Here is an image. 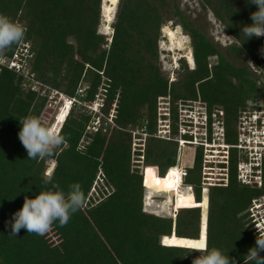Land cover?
Segmentation results:
<instances>
[{
  "label": "trees",
  "instance_id": "obj_1",
  "mask_svg": "<svg viewBox=\"0 0 264 264\" xmlns=\"http://www.w3.org/2000/svg\"><path fill=\"white\" fill-rule=\"evenodd\" d=\"M181 1L118 0L113 33L107 35L99 31L102 0H0V14L27 28L25 42L30 43L33 56L28 59L35 78L81 100L60 130L66 145L44 160L28 159L18 137L20 119L34 115L43 120L48 94L25 88V77L13 69L4 65L0 69V264H192L199 253L181 258L187 254L182 246L199 239L244 264L257 237L247 209L264 188L238 181L235 154L229 185L210 187L208 219L203 208L201 220L198 204L180 206L176 219L143 209L144 166L145 177H164L177 161V142L153 135L146 138L143 152L133 151V130L140 123L148 119L149 132L156 130L160 96L171 97L174 120L181 99L222 104L231 143L247 100L264 96V84L258 83L246 58L247 54L259 61L261 55L264 61L260 52L264 37L244 41L241 35L242 27L252 23L256 6L249 0H199L201 10L193 15L181 8ZM209 10L235 42L224 46L215 40ZM169 20L191 36L196 63L191 69L183 63L184 72L171 83L162 70L159 50L161 30ZM214 56L217 60L211 64ZM85 82L88 87L79 93ZM100 88L103 122L117 100L115 125L107 123L106 131L88 133L91 115L86 104L94 102ZM84 137L88 141L82 144ZM51 159L56 162L52 183L45 186ZM201 166L202 149L186 178L191 181L194 172L198 174L192 182L197 202L202 199ZM73 183L82 186L86 203L66 226L56 222L43 236L26 229L10 235L6 222L22 208L25 196L35 198L52 184L67 191ZM94 185L100 196L90 195Z\"/></svg>",
  "mask_w": 264,
  "mask_h": 264
},
{
  "label": "built area",
  "instance_id": "obj_2",
  "mask_svg": "<svg viewBox=\"0 0 264 264\" xmlns=\"http://www.w3.org/2000/svg\"><path fill=\"white\" fill-rule=\"evenodd\" d=\"M31 56L33 54L30 51L29 43L23 42L11 56L5 55L3 59H0V69L3 65L13 69L25 77L23 84L25 88L38 90L41 92V95L48 94L51 101L55 100L56 94L60 95L61 92L44 85L35 78V74L30 70L28 57ZM252 60L255 61V65L251 62L252 70L264 80V61L262 57L259 56V61L254 58ZM85 88L82 89L81 87L78 92L83 93ZM68 98L70 102H81L76 96ZM162 100L166 101V108L163 107L165 102ZM101 105L102 102L99 106L94 107V110L102 115L98 116L99 120L93 123L92 129L94 131H97L99 128L106 131L107 123H109L107 119H110V124L113 123L115 125L113 121L115 113L113 118L110 117V114L106 118V121L103 122L104 113L100 109ZM176 107L177 117L174 120L171 97L167 95L158 98L156 130L154 133L149 132L148 119H145L138 125L137 129L133 130L132 147L134 153L137 151L143 152L146 147V138L150 135L177 142V161L175 166L170 167V170L176 167L180 177V186L191 188L195 195L194 185L184 184V182L189 176L190 169L194 167L196 158L193 159L191 165H181L180 153L186 145H195L197 148L202 149V199L206 193L209 198L210 187H225L229 185L230 165L233 154H235L234 156L237 159L238 181L258 190L264 188V96H256L247 100L246 106L239 113L236 141L232 143L227 141L225 109L222 104L215 103L210 105L206 100L201 98L181 99L176 102ZM113 110H115L114 107ZM174 124L177 126L176 132L174 131ZM179 162L180 164H178ZM147 167L144 166L143 169L145 191V171ZM156 171L158 173V167H156ZM101 177L102 172L99 173L97 180H101ZM95 185L93 186V190L100 196ZM177 212L178 208L175 206L174 219ZM247 218L251 229L258 235L257 227L264 229V192L256 194L251 198L247 209Z\"/></svg>",
  "mask_w": 264,
  "mask_h": 264
},
{
  "label": "clouds",
  "instance_id": "obj_3",
  "mask_svg": "<svg viewBox=\"0 0 264 264\" xmlns=\"http://www.w3.org/2000/svg\"><path fill=\"white\" fill-rule=\"evenodd\" d=\"M249 3L254 4L257 10L251 13L250 18L252 23L242 27L241 35L246 38L244 41L250 40L253 37L260 38L264 36V0H249ZM26 33L27 28L23 24L14 21L7 15L0 14V59H3L14 47L21 45L25 41ZM260 52L264 55V47L260 49ZM61 101L64 104H61L59 107L64 108L66 101L70 100L68 97H62ZM77 103L79 102H70L62 125L72 107ZM103 103L102 101L101 110ZM60 113L61 111H59L56 118H58ZM56 122L57 120L53 123ZM20 124L21 129L18 137L28 153V159L44 160L46 157H51L55 149L67 143L66 137L60 131L62 125L60 128L54 127L46 124L40 117L34 115H28L20 119ZM44 176V185L51 184V171H46ZM144 199L145 185L143 202ZM85 203L86 197L79 183L70 184L67 191L61 189L58 184H52L51 187L42 188L35 198L25 196L22 208L13 213L11 220L6 222V227H10V235L13 236L18 235L21 229H26L29 234L43 236L51 230L53 224L56 222L61 227L66 226L72 215L82 209ZM143 208H145L144 203ZM171 217L173 218V216ZM257 232L255 246L248 250L244 258V264H264V255H262L264 253V229L257 227ZM182 247H184L187 254L181 258H186L192 252L199 253L198 256L193 258L192 264H237L234 258H230L222 250L215 247L209 248L205 239H199L194 244L183 245Z\"/></svg>",
  "mask_w": 264,
  "mask_h": 264
},
{
  "label": "rangeland",
  "instance_id": "obj_4",
  "mask_svg": "<svg viewBox=\"0 0 264 264\" xmlns=\"http://www.w3.org/2000/svg\"><path fill=\"white\" fill-rule=\"evenodd\" d=\"M102 1L103 2H102V6H101V23L99 25V31L102 32V33H105L107 35H111L113 33L112 23L114 21V17H115V13H116V10H117L118 3L115 6V11L113 13V20H112V22L110 24L108 23V28L106 29L105 28V17H104V7H103V5L105 3L111 4V1L110 0H102ZM181 8L184 9V10H187L188 13H192L193 15H195L198 11L201 10V6H200V3H199V0H182L181 1ZM208 19L211 22L210 32L214 36L215 40L219 41L224 46L229 45V44H231V43H233V42L236 41V39L233 36H231L230 34H228V32L226 31L224 25L220 21H218L216 19V17L213 15V13L210 10L208 12ZM167 28H170L174 32V36L172 38L168 35ZM227 36L232 37V38H229ZM175 37L176 38L178 37V38L176 39ZM173 39L174 40L181 39L182 42H183L184 48L190 47L191 50H192V55H193V49H192L193 46H192L191 36L189 34H187L184 31L183 27L180 24H178L176 21L169 20L162 27L161 36H160V40H159V50H160L161 67H162L163 72L169 78V82L170 83L173 82V81H175V80H177L178 77L184 72L183 63H186L188 65V68H190V69L191 68H194L195 65H196L195 62L193 64L189 63V61L187 60V58L183 56V55H185V53H184L185 50L184 51L183 50L182 51H178V52L175 51V49L172 46L173 41H174ZM25 43H29V42H25ZM29 45H30V43H29ZM169 48H172V50L170 51ZM175 52L177 53L178 59L174 57L175 56ZM259 56H261V55H259ZM193 58H194V56H193ZM246 58L248 60V63L250 65V67L252 66L251 62L253 63V65H255V63H254L255 61L252 60V58H253L252 56L246 54ZM216 60H217V57H215V56L212 57L211 58V64H213ZM258 83H263L264 84V80L262 79L261 76H258ZM87 86H88V83L87 82L83 83L82 89L85 88V87H87ZM60 92H61L60 95L59 94H56L57 96H56V99L55 100H52L51 101L50 97L48 96L46 106H45V108L43 110V113H42V118L45 121V123L46 124H49V125H52L54 127H56V124L57 123H53V122L58 119V118H56V116L59 113V111H61L62 116L64 118V116L66 115V113H67V111L69 109V104H68L69 101H66V104H68V106H65L64 108H60L59 107L61 104H64L61 101V98L62 97H65V98L66 97H71L70 95H68V94H66V93H64L62 91H60ZM103 93H104L103 92V88H100L99 93L95 96L94 102H91V103L89 102L88 104H86L85 111H86V113L88 115H91V120L89 121V123L87 125V128H86L87 131H88V133L92 132V130H93L92 129L93 123H95V121L99 120V117L102 116L101 113H98V112H96L94 110V107L99 106V104L102 102V100L104 98V94ZM162 101L165 102L164 105H163V107L166 108V101L165 100H162ZM116 103H117V100H116ZM115 104H113V107L114 108L116 107ZM157 106H158V103H157ZM113 107H112V110H111V116H110L111 118L114 117V113H115V110H113ZM157 110H158V108H157ZM62 120L60 121V123L58 125L59 127L57 126L58 128L61 127ZM107 120L110 123V119H107ZM113 121H115V120H113ZM111 125H114V124L111 123ZM90 126H91V128H90ZM231 137H233L232 142L233 141H236V134L235 133L234 134L232 133ZM87 141H88L87 140V137H84L82 139L81 143L82 144H85V143H87ZM198 150H200V148H197V146H195V145H186L182 149V151L180 153L181 165H183V164H187V165L189 164V165H191L193 159H195L196 156H197L196 154L198 153ZM55 163H56L55 160H53V159L49 160L48 161L47 171L50 170L51 173H52V171L54 169V166H55ZM178 164H180V162ZM194 179H196V180L199 179L197 172H194L191 181L189 179H186V181L184 182V184H190L191 183V184L194 185V183H192V182H194ZM92 192H93V194H91ZM90 195L95 196V197L98 196L94 192L93 189L91 190ZM166 199H167L166 194H163V195L156 194V196L153 197L154 205L152 206V209H157L156 208V204L157 205L164 204V202L166 201ZM172 199H173V196H172ZM143 209L145 210V208H143ZM174 211H175V206H174V209L169 210V213L168 212L167 213L164 212V213H161V214L159 213L157 215L171 217V216H173ZM202 212H203V207H201V218H202V214H203ZM51 233H53V231ZM55 237H56V235H54V238Z\"/></svg>",
  "mask_w": 264,
  "mask_h": 264
},
{
  "label": "bare ground",
  "instance_id": "obj_5",
  "mask_svg": "<svg viewBox=\"0 0 264 264\" xmlns=\"http://www.w3.org/2000/svg\"><path fill=\"white\" fill-rule=\"evenodd\" d=\"M110 1H111V4L105 3L103 5L104 17H105V28L106 29L108 28V23L110 24L113 20V13L115 11V6L118 3V0H110ZM167 32L171 38L174 36V32L170 28ZM172 46L176 52L185 50V52H184L185 55H183V56L187 58L189 63L193 64L195 62V60L193 58L194 55H192L191 48L188 46H187L188 48H184L183 42L181 39L174 40ZM169 50L171 51L172 48H169ZM176 52H175L174 57L178 59ZM68 104L70 106V101ZM68 104H66V106H68ZM61 116H62V113H60L58 116V119L56 122L57 123L56 127L59 125V123L61 121V119H60ZM65 116H64V118H65ZM64 118H63V120H64ZM63 120H62V122H63ZM145 183H146V191H145V199H144L145 210L152 212L154 214L155 213L161 214L164 212L169 213V210L174 209V206L179 208L180 206L197 205L198 204L201 207H203L204 209H206L208 206L209 199H208L207 193L204 195L203 199L200 202H197L195 195L193 194V191L191 188H188L187 186H183V187L180 186V184H179L180 183V177L178 175V169L176 167H173L171 170L169 168L167 174H165L164 177H156V176L155 177H145ZM156 194H159V195L166 194L167 199L164 202V204H161V205L156 204L157 209H152V206L154 205L153 197L156 196ZM172 196H173V199H172Z\"/></svg>",
  "mask_w": 264,
  "mask_h": 264
},
{
  "label": "snow or ice",
  "instance_id": "obj_6",
  "mask_svg": "<svg viewBox=\"0 0 264 264\" xmlns=\"http://www.w3.org/2000/svg\"><path fill=\"white\" fill-rule=\"evenodd\" d=\"M60 119L62 120V119H63V116H61ZM165 243H166V244H167V243H170V241L165 240ZM194 243H196V242L189 243V245L194 244Z\"/></svg>",
  "mask_w": 264,
  "mask_h": 264
},
{
  "label": "water",
  "instance_id": "obj_7",
  "mask_svg": "<svg viewBox=\"0 0 264 264\" xmlns=\"http://www.w3.org/2000/svg\"><path fill=\"white\" fill-rule=\"evenodd\" d=\"M208 209H209V204H208V206H207V219H208Z\"/></svg>",
  "mask_w": 264,
  "mask_h": 264
},
{
  "label": "flooded vegetation",
  "instance_id": "obj_8",
  "mask_svg": "<svg viewBox=\"0 0 264 264\" xmlns=\"http://www.w3.org/2000/svg\"><path fill=\"white\" fill-rule=\"evenodd\" d=\"M248 223H249V220H248ZM251 228V227H250Z\"/></svg>",
  "mask_w": 264,
  "mask_h": 264
}]
</instances>
